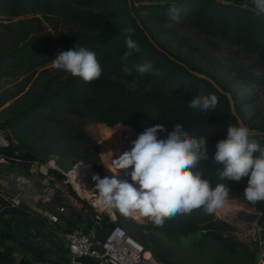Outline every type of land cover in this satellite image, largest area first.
I'll return each instance as SVG.
<instances>
[{"label":"rangeland","instance_id":"rangeland-1","mask_svg":"<svg viewBox=\"0 0 264 264\" xmlns=\"http://www.w3.org/2000/svg\"><path fill=\"white\" fill-rule=\"evenodd\" d=\"M170 1L178 0H96L87 9L105 15L117 24L125 23L131 14L138 16L153 39L166 51L182 59L189 68L214 77L224 90L237 98L236 110L231 107L237 121H243L257 133H264V82L251 81L254 74L264 73L262 43H251L248 31L243 29L246 26L241 23L234 25L229 22L222 25L218 20L209 25L205 15L212 4L198 10L194 4H181L176 11L178 20L168 14L162 19L161 7L156 9L157 14L141 7ZM216 1L250 7L255 12L252 0ZM67 16L59 10L47 11L41 0H0V130L7 134L10 145L7 149H0V152L9 155L7 150L12 149L10 155L14 157L13 160H8L10 166L0 164L1 175L16 171L21 176H30L25 162L34 156L36 160L51 164L54 170L62 174L61 179H67L70 175L79 177V168L85 163L90 164L101 178L111 177L113 172L118 173L113 167V160L132 147L131 141L135 138L136 130L131 126H107L92 117H81L68 112H48L46 109L40 111L48 113L52 120L25 112L44 90L49 91L45 89L47 82L50 81L52 86L59 85L67 74L52 67V59L61 52L60 32L65 33L71 29L91 31L86 26L72 23ZM259 16L262 14L257 15ZM34 34L42 41L45 37L49 39L53 56L46 64H33L29 70H25V60H19L21 51L18 47L30 49L26 42ZM9 51L11 53H7ZM243 75L246 77L242 78ZM260 78L264 79V76ZM126 85L134 87L131 82H126ZM223 110L218 105L214 113L212 110L200 112L192 109L195 115L205 118ZM76 130L94 140L96 149L91 142L82 143L73 139L72 134ZM118 178H125L124 170H120ZM61 179L55 173L48 178L47 183L54 189V197L65 204L78 206L82 210L88 209L86 213L90 215L93 202L79 195L84 203L76 200L69 190L75 194L77 190L74 191L69 183L67 189L63 190L58 184ZM88 183L91 185L90 190L97 194L95 182ZM40 187L39 191L42 190ZM93 200H97V195ZM43 208L47 209L46 205ZM113 211L115 221L102 215L103 232L108 225L115 223L152 250L157 259L168 264H262L264 259V246L261 253L258 244V230L251 225L254 220H258L260 213L246 198H230L226 206L213 214H205L202 209H197L190 214L165 220L164 224L183 228L186 234H163L153 229L156 225L147 217L140 216L139 220H135L131 216H123L114 208ZM2 212L4 211H0V250L12 248L16 258H21L24 251L21 252L18 245L12 246L13 240L18 236L11 224L15 217L8 215L5 218ZM219 224L226 228L225 236L240 242L241 245L234 251L227 250L205 234L208 226L216 227ZM26 256L32 259L30 255ZM63 260L64 255L58 256L56 261L41 257L45 264H64Z\"/></svg>","mask_w":264,"mask_h":264},{"label":"trees","instance_id":"trees-1","mask_svg":"<svg viewBox=\"0 0 264 264\" xmlns=\"http://www.w3.org/2000/svg\"><path fill=\"white\" fill-rule=\"evenodd\" d=\"M47 11H62L67 14L69 20L81 27L86 26L91 31L79 32L76 30H67L60 32L59 42L61 51L75 49L76 47H86L96 53V57L102 67L101 76L91 82H85L78 76L67 73L59 85L52 86L47 82L41 96L28 106L25 112L31 113L36 117L52 120L48 113H43L40 109H46L48 112H68L81 117H92L95 121L106 124L107 126L124 125L131 126L136 130L135 138L143 132L146 127L156 124L164 125L166 132H159L158 139L166 138L167 132L173 130L175 123H181L185 130L193 136H203L207 141L209 159L201 161L198 170L203 173L202 178L208 179L214 187L218 183H224L230 188V198L244 199V189L247 186V177L239 182L234 180L220 178L219 172L222 170V164H216L213 160L216 151L215 145L218 140L226 138L229 126L237 124V118L234 116L228 93L220 86L214 77L202 73L200 70L189 68L177 56L169 53L157 41H155L147 28H145L138 16L131 14L123 24H117L105 15L94 13L87 7L96 2V0H41ZM194 4L200 9L212 4L209 12L205 15L207 23L211 25L215 21H220L222 25L229 22L237 25H245L249 33L251 43L258 41L262 43L264 51V19L257 17L256 13L250 7H243L239 4H229L217 2L216 0H178L158 4H146L141 7L151 9L157 14L156 9L161 7V18L164 19L170 9L174 6L176 11L181 4ZM72 4L78 6L72 7ZM202 10V9H201ZM201 12H199L200 14ZM202 15V14H201ZM203 16V15H202ZM126 29L131 31L125 33ZM130 35L131 39L138 43L139 52H133L126 60H122V55L126 51L125 38ZM34 38V39H32ZM30 49L19 46L21 51L19 60H25L23 65L25 70H29L31 65H43L52 59V50L49 47V39L45 37L38 39L33 35L26 42ZM13 51V50H11ZM11 51L7 53H11ZM145 61L153 64L154 71L158 74L137 72L136 65ZM127 65L131 69L130 73L123 71ZM264 73H257L251 76V81L264 82ZM245 78L246 76H241ZM126 82H131L134 87H128ZM214 94L218 97V106L224 108L223 111L210 117H198L189 107L192 97L206 96ZM233 100V109L236 110L237 103L235 96L230 94ZM241 100V99H238ZM73 139L82 143L91 142L96 149V142L80 130L72 134ZM264 147V137L259 135L250 137ZM6 146H0V149H7ZM12 149L7 153L0 152V156L13 160ZM96 153V151H95ZM257 153L256 155H258ZM97 153L95 158H97ZM32 159L27 161H33ZM36 160V159H35ZM58 178L62 174L52 169ZM131 170H129L130 172ZM131 182V177L126 176ZM69 193L79 202H83L72 190ZM252 204V203H251ZM87 204H85L86 206ZM260 213L258 217L259 225L262 224V236L264 238V201L252 204ZM22 211H25L24 208ZM33 216L39 219H46L39 214L31 211ZM47 220V219H46ZM163 234H186V230L178 227H171L167 224L162 226H153ZM221 224L218 226H208L205 234L212 238L222 247L229 251H234L240 242L232 240L225 236ZM7 238V236H3ZM152 251V250H151ZM0 264H45L32 261L29 256L22 255L16 258L12 248L0 250Z\"/></svg>","mask_w":264,"mask_h":264},{"label":"clouds","instance_id":"clouds-1","mask_svg":"<svg viewBox=\"0 0 264 264\" xmlns=\"http://www.w3.org/2000/svg\"><path fill=\"white\" fill-rule=\"evenodd\" d=\"M252 4L256 15L264 14V0H252ZM170 15L179 19L174 6ZM130 31L126 29L125 33ZM125 45L122 60L140 51L138 43L130 35H126ZM52 67L78 76L85 82L96 80L102 74L96 53L82 46L59 52L52 59ZM136 70L141 74H158L150 61L136 65ZM123 71L130 73L131 69L125 65ZM217 104L218 97L209 94L192 97L189 107L214 113ZM166 131L162 124L146 127L131 141L130 150L113 160L118 173L113 172V176L103 178L93 175L99 205L114 208L125 217L139 214L152 220L156 226H162L166 219L177 215L190 214L197 209L213 214L229 203L230 188L224 183L213 187L198 170L200 162L209 159L206 138L193 136L181 123H175L166 138H157L159 132ZM257 134L243 121H238L235 126L228 127L226 138L217 141L213 156L216 164L223 165L219 172L222 180L239 182L244 177L248 178L243 192L252 204L264 201V147L250 139ZM120 170L131 177V182L118 178Z\"/></svg>","mask_w":264,"mask_h":264},{"label":"built area","instance_id":"built-area-1","mask_svg":"<svg viewBox=\"0 0 264 264\" xmlns=\"http://www.w3.org/2000/svg\"><path fill=\"white\" fill-rule=\"evenodd\" d=\"M6 145H8L7 134L0 130V146ZM8 160L11 159L0 156V164L6 163L10 166L11 163ZM25 163L26 170L29 172L30 176H26L25 174L21 176L16 171H10L6 178L15 181L18 185L25 184L26 181L33 184L39 178L46 180L45 186L41 190L42 192L39 190H37V192L35 190L32 192L28 191L30 201L33 204V206L29 208L35 211L38 207L43 208V206L46 205L47 209L43 208L41 211L44 213L47 221L50 224L62 222V216L67 214L68 207L65 203L54 197V189L50 188L47 183L48 178L54 174L52 172L54 168H52L50 164L40 160L26 161ZM62 173L65 175L64 172ZM68 183L72 186L74 191H76L69 177L67 179H61V181L58 182V184L63 187V190L67 189ZM76 194L80 197L82 196L77 191ZM82 198L84 197L82 196ZM21 201L17 193L11 195L0 187V207L2 206L9 209L19 208ZM42 204L43 206H41ZM79 212L81 213V211ZM112 212V209H101L100 206L92 203V212L89 221L99 225L101 224L103 214L110 221H115V219L111 217ZM84 219L85 218L81 214L80 221L84 222ZM251 225L258 230V244L262 253V246H264L262 227H260L258 220H254ZM62 236L65 241L64 264H81L75 260L78 256H88L99 264H168L157 259L150 249L146 248V246L141 244L135 237L126 232L123 227L115 223L108 225L105 232L101 231L99 233L93 230L72 228L63 231Z\"/></svg>","mask_w":264,"mask_h":264},{"label":"crops","instance_id":"crops-1","mask_svg":"<svg viewBox=\"0 0 264 264\" xmlns=\"http://www.w3.org/2000/svg\"><path fill=\"white\" fill-rule=\"evenodd\" d=\"M7 174H0V187L11 195L17 193L22 201L19 208L9 209L1 206L0 211H4L2 214L5 218L8 215L15 217V220L11 221V224L14 227L13 231L17 233L18 236L13 240L14 244L12 246L18 245L20 251H24L23 255H30L32 261L36 259V262L42 263L41 257L48 261H56L58 256L64 255L65 241L62 232L65 230L82 228L97 231L99 233L103 230L101 224L97 225L89 221L91 213L90 215L86 213L88 209L82 210L80 207L69 203L66 204L68 207L67 214L62 216V222L58 224L46 223L47 221L45 219L36 218L30 212L33 211L45 217L44 213L41 211L43 208L38 207L35 211L30 210L31 208L29 207L33 206V204L30 201L28 191L32 192L35 190L37 192L40 186V188L43 189L46 180L39 178L33 184L26 181L25 184L18 185L15 181L6 178ZM23 208L25 211H22ZM79 211H81V213ZM81 214L85 218L84 222L80 221ZM18 215L20 217H16Z\"/></svg>","mask_w":264,"mask_h":264},{"label":"bare ground","instance_id":"bare-ground-1","mask_svg":"<svg viewBox=\"0 0 264 264\" xmlns=\"http://www.w3.org/2000/svg\"><path fill=\"white\" fill-rule=\"evenodd\" d=\"M111 153V151H109ZM51 165V164H50ZM79 177L74 176V175H67L70 177V181L72 182V184L74 185L75 189L86 199H90L95 205L98 204L97 200H93V198L96 197L97 195V199H98V194L93 193V191L90 190L91 185H88V181H93L95 182L92 177L93 175H96L97 173H95L93 171V169L91 168L90 164L85 163L82 167L79 168ZM130 182V181H129ZM96 183V182H95ZM100 206L101 209H105L107 207H103L101 205H97ZM112 209L113 208H109ZM112 218L116 219L114 211L112 212L111 215ZM133 217L135 220H139L140 219V215L139 214H134ZM262 264H264V259L262 260Z\"/></svg>","mask_w":264,"mask_h":264},{"label":"water","instance_id":"water-1","mask_svg":"<svg viewBox=\"0 0 264 264\" xmlns=\"http://www.w3.org/2000/svg\"><path fill=\"white\" fill-rule=\"evenodd\" d=\"M228 97H229L230 105L231 107H233V100L230 98L229 93H228ZM75 260L81 264H99L97 261H95L94 259L88 256H78L75 258Z\"/></svg>","mask_w":264,"mask_h":264}]
</instances>
